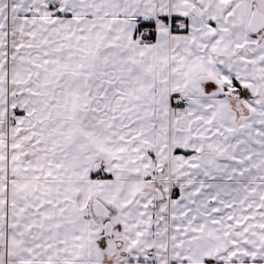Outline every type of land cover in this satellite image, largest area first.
I'll return each instance as SVG.
<instances>
[{
  "label": "snow or ice",
  "instance_id": "1",
  "mask_svg": "<svg viewBox=\"0 0 264 264\" xmlns=\"http://www.w3.org/2000/svg\"><path fill=\"white\" fill-rule=\"evenodd\" d=\"M0 264H264V0H0Z\"/></svg>",
  "mask_w": 264,
  "mask_h": 264
}]
</instances>
